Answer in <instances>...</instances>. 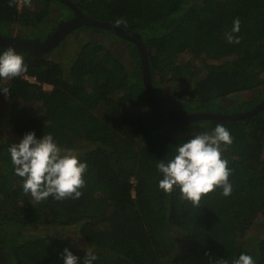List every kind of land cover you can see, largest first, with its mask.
<instances>
[{
	"label": "trees",
	"instance_id": "1",
	"mask_svg": "<svg viewBox=\"0 0 264 264\" xmlns=\"http://www.w3.org/2000/svg\"><path fill=\"white\" fill-rule=\"evenodd\" d=\"M70 1L85 16L114 24L122 19L117 26L140 35L165 118L247 111L264 98V0ZM73 17L61 0H32L31 7L0 0V31L21 27L33 41H44ZM236 18L238 44L225 38ZM76 31L99 38L77 37L80 50L66 65L51 51L15 49L28 72L0 79V88L10 92L0 96L10 100L9 121L21 138L30 131L38 139L51 133L62 148L75 150L88 165L86 186L79 199L37 203L23 192L10 154L0 156V264H63L64 248L83 264L85 250L28 231L37 225H75L97 256L93 264H231L241 253L264 264V233L254 235L264 223V108L249 118L197 119L169 129L149 106L137 46L104 28ZM117 43L123 52L116 53ZM7 48L0 46V54ZM243 92L251 94L224 102ZM216 124L233 137L222 154L231 169V194L217 188L199 207L182 200L179 189L166 194L159 188V160L171 159L179 143Z\"/></svg>",
	"mask_w": 264,
	"mask_h": 264
},
{
	"label": "clouds",
	"instance_id": "2",
	"mask_svg": "<svg viewBox=\"0 0 264 264\" xmlns=\"http://www.w3.org/2000/svg\"><path fill=\"white\" fill-rule=\"evenodd\" d=\"M17 4L31 7L32 0H9V7ZM116 25L125 23L122 19ZM241 21L234 19L231 32L225 34L229 43H239ZM28 72L24 57L13 47L0 54V79L12 80L23 77ZM5 97L10 95L9 88H0ZM233 143L230 131L222 124H216L211 132L205 131L192 136L187 142L176 146L175 155L165 161L159 160L156 168L163 178L159 188L171 195L177 189L180 198L199 207L202 198L221 188L222 195L229 196L232 185L229 182L231 169L223 152ZM15 174L23 179V192L37 203L49 197L57 201L79 199L86 186L84 175L88 170L86 162H81L75 150L62 148L51 133L38 139L34 131L26 133L18 143L9 145ZM83 264H93L97 256L90 248L85 249ZM63 264H80V259L68 248L61 253ZM219 264H229L221 259ZM231 264H256L251 255L241 253Z\"/></svg>",
	"mask_w": 264,
	"mask_h": 264
},
{
	"label": "water",
	"instance_id": "3",
	"mask_svg": "<svg viewBox=\"0 0 264 264\" xmlns=\"http://www.w3.org/2000/svg\"><path fill=\"white\" fill-rule=\"evenodd\" d=\"M74 12V17L65 23L61 24L44 42L40 44H31L27 42H22L14 38H8L0 36V46L13 47L14 49H20L24 51L31 52H45L56 46L69 32L79 28L81 26L87 25L92 27L104 28L112 31L116 35L133 42L139 51V58L142 68V78L145 87L146 96L148 99L149 106L155 116V118L169 129L179 128L185 124H188L197 119H216V120H237L243 118H249L264 108V98L257 103L254 107L247 111L236 112L231 114H218V113H208V112H193L173 119L165 118L156 101L154 91L151 85L149 76V64L147 49L145 48L141 37L139 34H127L121 27L114 23L108 21H101L85 16L80 9L70 0H61Z\"/></svg>",
	"mask_w": 264,
	"mask_h": 264
},
{
	"label": "rangeland",
	"instance_id": "4",
	"mask_svg": "<svg viewBox=\"0 0 264 264\" xmlns=\"http://www.w3.org/2000/svg\"><path fill=\"white\" fill-rule=\"evenodd\" d=\"M21 7V4H19ZM69 37V38H68ZM59 46L53 49L51 55L56 60H61L65 65L69 62L70 58L73 57L74 54L78 53L80 50V42L77 41V37L79 40L84 41L87 39H97L99 38L95 34H90L89 32L83 31L78 32L76 34H72L68 36ZM115 47L116 53L123 52L124 46L121 43H117L116 45H112ZM125 57V54L122 55ZM185 59L189 58V55H183ZM203 74V70H198V76ZM43 88L45 91H49L52 89V85L44 84ZM170 90L164 91L165 96H169ZM251 93L243 92L232 94L224 99L225 103L233 104L237 101H241L247 98ZM10 100L7 98L0 96V156L3 154L9 153L7 151L8 147L12 143H18L22 138L17 135L10 124L8 111H9ZM264 156V153H263ZM30 233L34 234H48L53 236H58L62 240L66 241L72 249L77 251H84L88 245L83 237L79 234L77 227L75 225L72 226H63V225H37L30 227L28 230ZM264 233V223L260 224L254 230V235L258 236ZM4 253V252H1Z\"/></svg>",
	"mask_w": 264,
	"mask_h": 264
},
{
	"label": "flooded vegetation",
	"instance_id": "5",
	"mask_svg": "<svg viewBox=\"0 0 264 264\" xmlns=\"http://www.w3.org/2000/svg\"><path fill=\"white\" fill-rule=\"evenodd\" d=\"M70 20V19H69ZM61 24H59L58 25V27L60 26ZM15 27V26H14ZM57 27V28H58ZM56 28V29H57ZM55 29V30H56ZM77 29V28H76ZM76 29L75 30H73V31H71V32H69L56 46H54L53 48H51L50 50H48V51H45V52H39V53H48V52H52L53 51V49L54 48H56L57 46H59L68 36H71L72 34H76V33H78V32H80V31H76ZM54 30V31H55ZM53 31V32H54ZM52 32V33H53ZM51 33V34H52ZM50 34V35H51ZM49 35V36H50ZM0 36H3V37H8V38H14V39H16V40H19V41H22V42H27V43H31V44H40V43H42V42H44V41H40L39 42V39L38 38H35V40L33 41L32 39H29V38H25V37H23V28H21V27H15L13 30L11 29V26H5V28H4V30H2V31H0ZM69 38V37H68ZM67 40V39H66ZM20 50V49H19ZM1 252H3L1 249H0V261H1V257L3 256V254L4 253H1Z\"/></svg>",
	"mask_w": 264,
	"mask_h": 264
},
{
	"label": "built area",
	"instance_id": "6",
	"mask_svg": "<svg viewBox=\"0 0 264 264\" xmlns=\"http://www.w3.org/2000/svg\"><path fill=\"white\" fill-rule=\"evenodd\" d=\"M26 78H28V77H26Z\"/></svg>",
	"mask_w": 264,
	"mask_h": 264
}]
</instances>
